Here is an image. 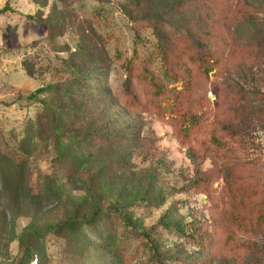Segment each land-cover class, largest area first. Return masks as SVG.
<instances>
[{
  "label": "rangeland",
  "instance_id": "obj_1",
  "mask_svg": "<svg viewBox=\"0 0 264 264\" xmlns=\"http://www.w3.org/2000/svg\"><path fill=\"white\" fill-rule=\"evenodd\" d=\"M108 1L101 25L82 0H0V264H155L133 231L150 232L161 264H264V227L233 225L264 201V0L201 1L230 17L202 24L218 59L204 79L178 43L166 78L155 56L169 33L143 24L186 29L180 0ZM131 58L161 90L137 112L124 106ZM96 210L115 215L35 235Z\"/></svg>",
  "mask_w": 264,
  "mask_h": 264
},
{
  "label": "trees",
  "instance_id": "obj_2",
  "mask_svg": "<svg viewBox=\"0 0 264 264\" xmlns=\"http://www.w3.org/2000/svg\"><path fill=\"white\" fill-rule=\"evenodd\" d=\"M64 1L65 5L69 0H60V2ZM86 2L87 9L84 10L88 15H90L89 20L94 24L104 25L111 19L112 15V6L108 0H82ZM202 0H180L179 1V13H188L189 11H193V17L195 19L187 25L186 29H172L166 25L161 24L160 22L153 20H146L143 24L149 26L154 31L155 37H159L162 30H167L168 37L165 38L161 47H158V51L156 53V58L159 59L161 66L163 68L164 76L166 78H170L173 76L172 73V65H182L181 59H177L176 56L168 53L171 47H174L176 43H178L181 47V51L185 54H189L190 57L194 60V74L197 78H207V75L212 71L213 63H218V59L210 56V42L213 41V35L211 32L207 30V25H202L207 20L209 23L213 24V31L217 30V27L221 26L220 23H226L229 21V13L226 12L227 8H223L221 10L218 7V4H213V8L207 10L203 4H200ZM207 1V0H205ZM217 2V1H214ZM255 12L264 13V8H256ZM180 16V14H179ZM213 19L218 20L219 23L214 25ZM205 26V27H202ZM210 26L209 28H211ZM173 43V44H171ZM82 52V51H81ZM183 53V54H184ZM147 65L143 64L136 59H128L124 62L122 66V70L125 75V80L122 82L123 90L126 95H129V99L125 102L124 106L126 109H129L132 112L141 111L143 105L152 103V98H157L161 95V90L158 86V80L153 76L151 72H149L146 68ZM183 73L189 72L188 70H182ZM169 76V77H168ZM190 74L188 75L189 79ZM134 78H138L137 82H139L140 86L143 87L140 93L143 96V104H140L137 100V93L134 90H131L135 86ZM181 80V78L179 77ZM186 77L183 78L184 86L182 91H179V98L184 95L190 97L191 92V84ZM44 93L43 89H38L35 91L34 95L29 96V98L34 99L36 95H40ZM258 100L264 102V95L261 93H256ZM185 113L189 112V103L187 102L185 106ZM56 112L53 110H46L47 114V122L50 125H56V121L53 122V118ZM46 123V121H45ZM184 134V129L179 128V143L181 144L180 135ZM26 157V154H25ZM17 169H20L16 166ZM114 213L110 211H101L96 210L93 212L91 217L88 220L78 221V220H68L61 224L55 225L54 227H48L44 232L38 233L35 235L43 236L46 235L50 231L61 232L67 228H76L83 224L85 227H92L98 221L108 222L111 217H114ZM121 220L124 222V217L120 214L119 216ZM82 222V223H81ZM233 225L235 228L242 233H254V228L259 229L264 227V201H260L258 203H251L245 205L239 212L237 216H235L233 220ZM55 229V230H52ZM134 235L140 239H142L145 251L148 252L151 256V259L155 264H161V257L158 254L156 247L151 242V234L148 233H139L137 231H133ZM32 264V263H31ZM35 264V263H34Z\"/></svg>",
  "mask_w": 264,
  "mask_h": 264
},
{
  "label": "built area",
  "instance_id": "obj_3",
  "mask_svg": "<svg viewBox=\"0 0 264 264\" xmlns=\"http://www.w3.org/2000/svg\"><path fill=\"white\" fill-rule=\"evenodd\" d=\"M34 264V263H33Z\"/></svg>",
  "mask_w": 264,
  "mask_h": 264
}]
</instances>
